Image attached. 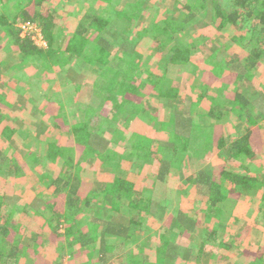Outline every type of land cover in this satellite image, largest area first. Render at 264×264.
Listing matches in <instances>:
<instances>
[{"label":"rangeland","instance_id":"1","mask_svg":"<svg viewBox=\"0 0 264 264\" xmlns=\"http://www.w3.org/2000/svg\"><path fill=\"white\" fill-rule=\"evenodd\" d=\"M6 1L7 0H0V14L4 12L3 4H5ZM212 1L213 0H210L209 3H212ZM217 1L222 2V4L225 2L224 0ZM43 3V7L55 17L56 27H58L56 30H59V33L63 32L62 37L61 34L58 35V38H61L60 41L57 42V45L62 48L64 47L65 41L63 38L65 36L67 37L68 30L73 28L74 18H76L78 10L85 7H98V10L100 9V11H102L101 13L104 17L112 18L113 27L109 30L111 36V38H109L112 42L115 41L116 45L120 43V48L117 50L119 56L121 53L124 54L123 52H130L132 48L135 52V60L133 59L135 63L133 64L131 62L130 66L126 64L129 60L126 59V57L128 58L127 55L122 58L124 59L123 61L119 60L120 57L117 58L115 56L117 59H115L116 61L113 65L116 70L121 71L122 75L125 73L127 76H131L128 83L133 81L132 85L134 86L143 84L144 78H146L150 72L158 73V76H164L166 78L167 83L165 84L167 86L174 87V85H178L179 96H177L176 99L185 98L183 97L186 96L184 90L186 89L185 86H188L189 91L192 89L191 86L194 81L188 69H191V65L193 68L198 69L196 62L208 57L210 52L212 53L210 57L214 62L212 67V69L215 70L212 71L214 74V82L218 83V81L225 76V74L219 75L222 71L228 73L227 76L230 78L233 76L237 77V74L225 69L224 61L228 54H232V56L235 55V57L242 55V47L249 38L251 41L253 39H257L258 41L264 40V32L258 35L252 34L250 30L253 26L249 23L240 22L237 26L228 25L225 30H218V21L214 15V8L208 3L205 7L206 16H202L204 14V9L200 8L202 6L201 0H44ZM129 5H132L131 9L127 7ZM187 5L198 8V11L193 10L195 24L186 30L185 35L181 33H171L168 27L165 26L164 21L172 19L175 24H179L187 15L185 9ZM123 9L127 11V15L132 20H137L131 23V21L125 18H119L114 15V12ZM8 14L13 16L16 13L13 11ZM250 20L252 21L253 18L250 17ZM21 23V21L16 20L12 24L13 28L17 29L18 25ZM153 26L155 28H153ZM142 28L149 31L153 30L158 36L153 32L147 34L143 33L141 35L140 32ZM257 30L256 32H258ZM232 38H234V40H232ZM118 39L121 40L119 41ZM177 41H180L181 44L187 46L190 50L194 49V46L189 44L191 42H193L195 47L206 49L204 52H198V54L193 55L194 59H190V62H188L189 65L185 76L182 74L185 68L181 70L180 68L175 69L174 67H168L166 58L164 57L166 54L170 53L171 47L175 45ZM44 43L47 46L46 41ZM45 44H42V41L39 42V45L43 46L42 49L46 47ZM57 45L56 47H58ZM115 47L117 46H114L113 49H115ZM113 53L115 52L113 51ZM217 62H219V64ZM260 66V70L256 73V81L254 83L257 86L262 82L263 76L260 74L262 64ZM37 71H42L44 74L42 76H37L35 73ZM13 73L16 74L15 78L17 80L21 79L18 84H8L7 86L2 84L5 80H9ZM57 73L54 67L47 69L42 63H32L24 60L18 51V47L13 44L6 29L2 26L0 27V100L2 103L0 104V119L2 120L0 125L8 122V125H11V129L8 130H13L18 133V137L21 139H15V137H13L12 140L0 139V148L4 154H12L10 156L12 160L19 162L20 165H24L23 168L26 169V171H23L22 175H19L18 178H22L23 175L30 178V180L25 179L27 181L26 183H16L13 186L5 187L3 190H1L0 187V194L21 195L22 202L29 200L31 196L35 194V191L39 189L34 185V183H36L34 174L47 173L50 177H56L60 174L67 175L68 172H70L72 176L80 180L82 188L94 189L100 179L104 176L106 177L107 174L115 172L114 167H105V165H103L101 168L97 159L92 157L90 153H81L82 151H80L79 148L77 149L70 144H68L66 148L67 165L63 162L62 164L61 161L54 164L51 162L48 163L46 156L43 154L40 155L39 150H42L47 141L53 139V134H50L51 121L45 119L43 122L39 123V118L37 119L32 113H30V115L26 113V109H32V107L38 106L39 103L35 104L38 101L44 106L48 104L51 106L60 105L65 112V124L69 123L68 125L74 124L82 119L85 120L86 115H88V107L94 110V113H99L101 120L100 118L94 117L93 122L103 121L102 124L105 131L103 130L104 132H102V130H100L98 134H104L105 138L110 140L109 146L111 148L115 147L114 149L121 148L120 142H124V140L128 138V134L123 135L126 131L129 132V134L136 131V133L143 134L153 139L156 131L163 128L161 125L158 127V124L169 119V117L181 110L180 106H175L174 103L165 99L167 88H164V85L162 86L164 90L159 92V88L145 84L140 88L138 93V89L129 92L132 98L138 95V100L144 101L145 105L143 106L147 109L144 113V118L142 120L140 116H136V122H130L126 130L122 125L112 119L114 113L112 111V105L108 104V101L102 99V94L98 93L99 91L94 94V85H92L94 72L91 69L87 66L85 67L80 61L74 60L64 75H58ZM62 86L64 88L69 87L74 89V91H76L75 96L73 98H66L62 92L57 94L56 91L58 89L61 90L60 88ZM230 87H232L231 83L228 88ZM213 89L218 92L217 88ZM31 112H33V110H31ZM145 122L146 124H144ZM1 130L3 129L0 126V132ZM160 130L164 135V131L162 129ZM226 130L227 133L231 134L236 129L233 130L232 127H227ZM115 158L116 159L110 164H116L119 153ZM214 163H218V160H214ZM125 168L129 171V178L133 182L138 185H143L142 189L145 191L144 195L150 196L152 194L158 199L163 198V194L161 195L160 193V188L152 186L144 169H141L140 173L137 174L139 170L135 169L134 166L128 164L126 166L125 164L124 170ZM250 171L245 174L248 176L251 174L254 177L251 183L252 188L244 191L241 189H234L232 193H228L230 196L228 195L229 198L225 202L215 207H208L200 198L196 199L195 196L191 197L189 192L187 193L188 195L184 197L185 201H180V197H177L170 204V206H172L175 201H178V206L183 214L187 215L197 224L196 231L193 234L187 233L188 238H181V240L184 239L183 242L185 245L189 244L193 255L201 242L202 232L200 231H202L203 228L207 227V230L213 232L214 236H216L215 240H210L208 242L211 248L214 247L215 249L212 248L213 250L211 251L206 250L204 256L201 255L196 260L191 259L189 262L179 263L264 264V185L262 184V177L264 176V154L260 155L252 164ZM40 188L42 189L41 191H44L45 187L40 185ZM82 188L78 189V193L83 195L85 193L82 191ZM179 188H181L180 185H178V189ZM182 189L185 190L184 188ZM244 192L248 193L247 196L243 195ZM240 193H242L243 196H238ZM49 194V191L43 192L42 198L44 199ZM15 199L16 198H12V200ZM166 206L168 207V205ZM16 207L18 211L20 210L23 213L27 211L23 205ZM37 210L42 211L39 210V208ZM96 214H100V217L103 219L109 216L107 210L102 211L101 209L97 212V209H95L94 214L92 212L91 216L84 213L83 221L93 218ZM124 218V215H115V218L111 220L122 222ZM148 218V220L146 218L142 220L143 224L150 227L151 231L161 228V224L157 221V218L154 216H148ZM90 222L92 223L90 226H94V221ZM133 236L138 242L143 240V237H140L136 230H134ZM167 236L175 242L178 241L173 235L168 234ZM108 241L109 244L110 242L113 244L118 242L115 240ZM219 244L221 246H219ZM128 247H130V245H127V248ZM94 255L95 254H93V256ZM183 255L180 256L183 257ZM89 256L90 254L80 255L79 258L70 261L66 258L65 264H87V259L88 262L91 261L90 264H100L97 260L92 261ZM223 257L226 258V260L222 262L221 260ZM149 260L151 262V258H149Z\"/></svg>","mask_w":264,"mask_h":264},{"label":"trees","instance_id":"2","mask_svg":"<svg viewBox=\"0 0 264 264\" xmlns=\"http://www.w3.org/2000/svg\"><path fill=\"white\" fill-rule=\"evenodd\" d=\"M201 1L202 6L200 8L204 9V14L202 16H206L205 7L210 0ZM224 1V4H222V2H218L217 0H213L212 3H209V5L211 4L214 8V15L218 21V30L222 31L225 30L228 25L237 26L238 23L243 22L252 24L253 28H251L250 31L254 35L264 32V0ZM43 2L44 0H7L6 3L3 4L4 12L0 14V27L2 26L6 29L13 41V44L18 47V51L24 60L32 63H42L47 69L54 67L55 71L58 72V75H64L74 60L80 61L85 67L87 66L94 72L92 83V85H94V94L99 91L98 93L102 94V99L108 101L107 103L112 105V111L114 112L112 119L122 125L125 129H127L129 121L136 116H140L141 119H143L146 111V107L141 105V100H138V95H136L135 98H132V95L129 94L130 91L138 89V93L142 86L149 84L153 87L159 88V92L164 90V88H168L166 92L167 97H174L176 90L174 87H169L165 84L167 81L164 76H158L157 74L151 72L146 78H144L143 84H139L140 86H134L132 85L133 81L128 83L131 76H127L125 73L122 75L121 71L116 70L113 65L116 61L115 59L120 57L119 60L123 61L124 59L122 58L127 55L128 58L126 57V59L129 60L126 64L130 66L131 62L133 64L135 63V52L132 48L130 52H123L124 54L120 52L121 54L119 56V52H117V50L120 48V43L116 45V42H112L110 39L111 36L109 30L113 27L112 18L104 17L101 13L102 11H100V9L98 10V7H85L78 10L76 18H74L73 28L68 30L67 37L65 36L63 38L65 41L64 47L62 48L57 45V42L60 41L63 32L59 33V30H56L58 27H56L55 17L43 7ZM127 7L131 9L132 5ZM185 9L187 15L179 24H175L172 19L164 21L165 26L168 27L171 33H181L182 35H185L186 30L195 24V20L193 19V10L198 11V8L187 5ZM7 11H14L16 14L10 16ZM114 15L119 18H125L131 21V23H134L137 20H132L127 15V11H125V9L114 12ZM250 17L253 18L252 21L250 20ZM16 20L21 22L29 21L36 23L42 30L47 47L42 49L33 45L27 38H20L18 30L13 28L12 25ZM153 28L155 27L153 26ZM256 30L258 32H256ZM152 32L153 30L149 31L142 28L140 34L142 35L143 33L147 34ZM60 34L61 37L58 38V35ZM155 35L158 36L156 33ZM263 42L264 40L259 42L257 39H253L251 41L249 38L244 45L246 50L249 52L247 57L243 59V61L234 57L229 59L228 64L230 65V68H234L238 71L236 77L238 84H241L244 78L251 77L249 70L262 55L260 52H256V45ZM189 44L195 47L193 42ZM56 45L58 47H56ZM114 46L117 47L113 49ZM113 51L115 53H113ZM115 56L117 58H115ZM189 57L190 49L181 44L180 41H177L175 45L171 47L170 53L167 54L168 63L172 67L186 64ZM35 73L37 76H42L44 74L42 71H37ZM245 74H247V77ZM163 85L164 88L162 89ZM246 87L247 89H244L245 91L243 94L235 91L233 93V97L225 103H221L220 106L214 102L216 101L215 95L206 92L204 89L205 94H207L206 96L212 101L209 116L212 118L222 117V114L220 113L226 111L234 113L237 117H241L244 112V108L247 105H253L254 103L259 106L260 115L264 117V96L261 98L258 93L251 91L249 86ZM60 89L62 91L58 89L56 91L57 94L62 92L66 98H73L75 96L76 91L72 88H64L62 86ZM238 89L239 88L237 87L236 90ZM249 97H251V99ZM0 104H2L1 100ZM32 110L33 115H37L41 119L50 120L51 128L59 130L62 129L65 132L68 130L71 136V141L74 143V146L82 151L81 153H90V155L96 158L99 163H102V165H110V163L114 160L116 151L109 146L110 140L106 139L104 134H98L100 130H102V132L105 131L102 124L103 121L93 122L94 117L100 118L101 120L99 113H94V110H91L88 107V115H86L85 120L82 119L81 121L71 124L69 127L65 128L64 124L66 116L60 105L50 108L39 103L38 106L32 107ZM178 125H180L186 132H190L191 130L190 123L188 122H178ZM2 129L0 139H10L14 131L8 130L11 129L9 127H4ZM127 141V145L124 147L126 150H124V153L120 156L115 168H121L122 163L125 161H141L144 164H148L151 162V159L156 157V154L160 150L159 145L155 146L152 144V139L149 140L144 135L139 133L133 132ZM187 143L188 139H184L179 135H172L171 140L167 141L165 146L174 154L175 157L176 155H179L178 148L182 147L181 151H186ZM217 147L218 149H223L225 157L230 159L237 160L240 157L248 159V165L246 166L248 167V171L250 164H252L254 159L257 157V151L253 145L249 143L247 135L245 134L234 138H223L221 136L217 140ZM2 156L3 153L0 151V163L4 161V164L6 165V168L4 169L9 168V170H11L7 172L8 176H15L16 174H21V172H23V167L19 164V162L12 161L9 158ZM45 156L50 161H54L56 158H61L65 165L68 164L67 149L63 148L56 142L48 143ZM182 157L183 156H181V158ZM156 165L158 167L156 170L153 169L152 174L155 175L156 179L160 182H165V178L168 174V168L172 164L169 165L168 163H163V161H158ZM248 171H246V173H249ZM220 175L225 181H227L228 184L240 189H249L251 181L254 178L251 174L248 176L245 172L235 174L229 170H221ZM38 180L40 183L42 182L46 190L52 191V196L57 197L61 194L64 195V201L62 204V206H64V211L62 213L55 211V206L58 207L59 203L55 199L45 201L47 202L45 204L51 205V207H49V211H51L52 218L48 221L51 237L54 242H59L60 246L62 245V242L65 244V242L69 240L67 245L70 248L75 245L74 247L79 249L80 253H84L89 246L90 249L87 250V253L90 254V259L92 261L97 260L100 264H110L113 261H115L116 264H146L142 249L143 246L147 244L150 245L149 248H153L155 256V262H153V264H164L167 260H173L177 256L183 254L184 259L191 258L194 260L195 256L198 258L197 254L193 255L189 244L185 245L183 242L184 239L181 240L179 244H176L174 240L170 239L165 234L155 235L154 240L152 237H149L144 245H137L133 239V235L129 233L131 230L130 226H136L139 228L140 223L138 216L140 213L146 212L149 215L154 216L160 211L162 212L163 209L154 201L141 196V193L135 190L134 184L124 177V173L119 172L118 175L112 174L108 181L101 182L102 185H100V187L89 191L83 202H81L82 200H80L77 195L78 189L81 186L80 180L72 176V173L70 172H68L67 175L60 174L53 179L50 178L47 173H42L38 174ZM192 183L193 185H196V187L200 189L202 194L205 196V201L208 206L215 207L217 203L223 201V196L220 194L219 186L211 181L209 176L198 173L196 177H194ZM124 194L130 196L128 202L130 226H123L111 222L109 219L101 218L92 219L95 223L94 226H91V229L87 231L84 230L81 225L87 229L92 223L81 222L80 215L78 216L80 211L81 214H83L84 209L85 212L91 216L92 210H94L96 206V203L93 204L94 201L100 203L99 207L101 209L106 208L110 212L117 211L112 205V202L117 201V204L122 203V197L127 196ZM81 203L82 205L80 209L79 206ZM1 206L2 203L0 199V213ZM172 216H170V218L172 217L173 221V236L176 238H188L187 233L190 234L194 232L196 222L179 212L174 213ZM7 220V217L3 218L0 216V236H2L0 239V263H6L11 260V258L14 257L15 251L18 250V244L14 245L12 242L7 240L8 229L10 228V223ZM16 227L17 226H15V228ZM98 229L101 230L98 233L99 235L96 237ZM200 232H202L201 242L199 243V251L201 252L202 246L210 240H215L216 236H214L213 232H209L207 227L203 228ZM112 237L122 239V243L115 246L107 245V238ZM132 241L133 243L135 242V247L127 250L126 246ZM94 243L99 244V250L96 252L97 254L95 253L93 256ZM70 253L74 256L79 252L76 251L73 253L71 251Z\"/></svg>","mask_w":264,"mask_h":264},{"label":"crops","instance_id":"3","mask_svg":"<svg viewBox=\"0 0 264 264\" xmlns=\"http://www.w3.org/2000/svg\"><path fill=\"white\" fill-rule=\"evenodd\" d=\"M232 40H234V38H232ZM263 47H264V42L256 45V49H257V50L255 49L256 52H260V54H262V55L260 56V59H258L255 62L254 66L249 70L251 77H249V78L247 77V74L249 72L247 74H245L247 78H244L243 82H241V84H238V80H237L236 76H233L230 78L229 76H227L228 73H225V71H222V73L219 74V75L225 74V76L222 77L218 81V83L214 82V76H213L214 74L212 71H215V70L212 69L214 62L210 57V55H212L211 52H210V55L208 57L203 58V59H201V61L199 60L196 62L198 69L193 68V66L191 65V69H188V70H190L189 74L192 75L191 78H193L194 82L191 86L192 89L190 88L191 89L190 91L188 89V86H185L186 89H184V90L186 92V96H183L185 98L182 97L183 99H176L177 96H179L178 85H176V86L174 85L175 90H176L174 97H167V94L165 93V97H166L165 99L174 103L175 106L176 105L180 106V108H181L180 112L173 114L171 117H169V119L158 124V127H159V125L163 126V128H160V129H162L164 131V133H165L164 135L161 132V130L158 129L156 131L155 135L153 136V139L145 136L149 140L152 139L153 145H155V146L159 145L160 146V150L156 154V157L151 159V162L148 164H144L141 161H139V162L125 161L122 163L121 168H115L116 164L105 165V167H114L115 172H112L111 174H107L106 177L104 176L102 179H100L95 188L100 187V185H102L101 182L108 181V179L110 178V176L112 174L118 175V173L121 172V173H124V177L127 180H129L130 182H132L134 184L135 190L140 192L141 196H143L144 198L149 199L151 201H154L155 203L159 204V206H161L163 209L162 212L160 211L159 213L154 215V217L158 219L157 221L160 222L161 228L158 230H155V231H151L150 227H147L145 224H143L142 219L146 218L148 220L149 219L148 216L152 217L151 215H149L146 212H142L138 216L139 223H140L139 228H137L136 226L134 227V226L129 225L130 217H129L128 202H129L130 196L127 194H124L127 196L122 197V200H121L122 203L117 204V201L112 202V205L114 206V208H116L115 210H117V211L110 212L108 209L102 208V211L107 210L109 212V214H108L109 216L105 219H109L111 222H114V223H117V224H120L123 226H130L131 227V230L129 232L130 234L134 235V230H136L137 233L139 234V236L143 237V240L138 242V240H136L133 236V239L137 243V245L141 244L138 246L144 245L146 243L147 238H149V237H152L154 240L155 235H158V234L173 235L172 234V226H173V221H172L173 216L172 215H174V213H176V212L183 214L182 210H180V207L178 206V201H175L174 204H172V206H170V204L177 197H180V199H179L180 201H185L184 197L187 196L188 195L187 193L189 192V195L191 197L195 196L196 199L200 198V200L204 201L205 205L208 206V204L205 201V196L202 194L200 189H198L196 187V185H193V183H192V181L194 180V177H196V175L198 173H202L203 175L209 176L210 180L219 186L220 194L223 196V201L217 203L215 206H217L218 204H220L222 202H225L229 198L228 197L229 192L232 193L234 191V189H240V188H236V187H233L232 185L228 184L227 181H225L222 178V176L220 175V172H221V170H229L235 174H241V172L246 173V171H248V169H247L248 167H246L248 165V161H247L248 159H244V158L240 157L237 160H235V159L233 160V159H230L228 157H225L223 149H218V147H217V140L219 137L222 136L223 138H228V137L234 138L236 136H241L242 134L247 135L249 143L252 144L253 147L255 148V150L257 151L256 152L257 157L254 159L253 163L257 160V158L260 157V155L264 154V117L260 115L259 106L254 104V103H253V105H247L244 108V112H243L241 117L240 116L237 117V115H235L232 112L223 111L222 113H220V114H222V117L212 118L209 116V111L212 107V104H211L212 101L209 99V97L206 96L207 94H205V92H204V89H205L206 92L214 94L215 99H216V101H214V102H216L218 106H220L221 103H225L227 100L231 99L233 97V93L235 91L243 94L244 91L247 89L246 86H249V88H251V91L258 93V95H260V97L263 98L262 97V96H264V70H263V68H264V64H263L264 63V48ZM204 50H206V49L201 48V47H194V49L190 50V57H189L188 62H190V59L191 60L194 59L193 55L198 54V52H204ZM242 50H243L242 55H238L235 57V55L232 56V54H228L226 56V60L224 61L225 69H228L231 72L238 74L237 70H235L234 68L233 69L230 68L228 61L231 57H234V58L239 59L240 61H243V59H245L247 57L249 52L246 50L244 45L242 47ZM228 53H232V52H228ZM165 58H166L167 66L172 67L168 63L167 54H166ZM188 62L184 65L174 66V68L175 69L180 68L181 70H183L185 68L182 71V74L185 76V74H187V67L189 65ZM217 63L219 64V62H217ZM260 63L262 64V68H261L262 70H261L260 74L263 76H262V82L259 83V86H257L254 83L256 81V73L260 70V67H261ZM231 72H229V73H231ZM152 73L159 75L158 73H155V72H152ZM15 77H16V74L13 73V75L10 77V79L5 80L4 82L2 81L3 82L2 84H5L6 86L8 84H10V85H15V83L18 84V82L21 79L17 80ZM0 78H1V75H0ZM214 83H216V84H214ZM230 83L232 84V87L228 88ZM237 87L239 88L238 90H236ZM213 88H217L218 92L214 91ZM19 90L21 91L20 88H19ZM177 90H178V92H177ZM249 98L251 99V97H249ZM141 102H142L141 103L142 106L145 105L144 101H141ZM37 103H40V102L38 101L35 104H37ZM54 106H56V105H54ZM47 107L52 108L53 106L48 104ZM143 107H145V106H143ZM4 108H5V106H4ZM31 110H32L31 108L26 109V113H28V115H30V113L33 114V112H31ZM34 116L37 119L39 118V116H37V115H34ZM3 118H4V116H3ZM38 120H39V123H41L45 119L39 118ZM136 120H135V118H133L131 121H129L128 124L130 125V122H132V121L136 122ZM1 122H2V120H1ZM178 122L190 123V129H191L190 132H186L184 129H182L181 126L178 125ZM68 124L69 123L64 124L65 128L70 126ZM144 124H146V122ZM129 125H128V127H129ZM0 126L2 128H4L7 126L10 127L11 125L10 124L8 125V122H6L5 124L2 123ZM128 127H127V129H128ZM227 127H232L233 130L234 129H236V130H234L231 134H229V133H227V130H226ZM133 132L136 133V131H133ZM133 132H131L129 134V132L126 131L123 133V135L128 134L130 136ZM50 134H53V136H52L53 139L47 141L45 143L44 147L42 148V150H39L40 155L43 154L45 156V151H46L47 145L50 142H53V143L56 142L60 146H62L63 148H67L68 144H70L71 146H74V143L71 141V136H70L68 130H67V132H65L62 129L59 130L56 128H51ZM172 135H179V136L183 137L184 139H188L186 151L185 150L181 151L182 147L178 148L179 155H176L175 157H174V154L169 149H167V147L165 146L166 142L171 140ZM129 136H128V138H129ZM164 136H166V137H164ZM13 137H15V139H17V138L20 139L18 137V133H16L15 131L12 134V136L10 137V140H12ZM128 138H126L124 140V142H120L121 148H118L120 150L115 149L116 153L114 155V160L116 159L115 158L116 155L119 153V158L117 159V162L119 161L120 156L124 153V150H126L124 147L127 145ZM74 147L77 148L76 146H74ZM114 148L115 147H112V149H114ZM77 149H76V151H77ZM0 151L2 152L1 148H0ZM11 155L12 154H4L3 153V156L6 158H9L10 160H12L10 158ZM177 156H179V157H177ZM181 156H183V157L181 158ZM172 160H173V162H172ZM214 160H218V163H214ZM12 161H14V160H12ZM59 161H61V163L62 162L64 163V161L61 158H56L54 161L48 160V163L51 162L54 164V163L59 162ZM158 161H163V163H168L169 165L172 164L168 168V172H167L168 174L165 178V182H160L159 180L156 179L155 175L152 174L153 169L156 170V168L158 167L156 165L158 163ZM125 164H126V166H127V164L132 165L135 167V169H138L139 171L137 172V174L140 173L141 169H144L146 172V175L148 177V180L151 181V183H152V186H157L158 188H160V193H161V195L163 194V198L158 199V198H156L155 195H152V194L150 196L144 195L145 191H143V189H142L143 185H138L137 183L133 182L129 178V175H130L129 171L126 168L124 170ZM252 164L249 166V171L252 167ZM99 165L101 168L103 167L102 163H99ZM5 166L6 165L4 164V161L0 163V187H1V190H3L7 186H13L16 183H21V182L26 183L27 181L25 179L30 180V178L25 177V175H23V177L20 179L18 178L19 175H22L23 172H21V174L20 173L16 174L15 176L14 175L8 176L7 172L11 171V170H9V168L4 169V168H6ZM21 166L23 167L24 165H21ZM242 169H243V171H242ZM22 170L26 171V169H24V168H22ZM204 170H206V171H204ZM49 177H50V175H49ZM34 178L36 181V183H34V185L36 186V188L38 187L39 189L36 190L35 194H33L31 196V198L27 201L22 202L21 201V199H22L21 195L15 196L13 194H6V195L0 194V199H1V203H2L0 216L3 218L7 217L8 218L7 221H9V223H10L9 224L10 228L8 229L7 240L9 242H12L14 245L18 244V250L15 251L14 257H12L11 260H9L8 262L5 261L6 263H0V264H56V262L60 263V264H65L66 258H68V261H70V260H75V259L79 258L80 255L88 254L87 250L90 249L89 246L87 247V249L84 253H80V250L76 249V247H74L75 245L72 246L71 248L67 245V242L69 240H67L65 242V244H63V242H62L61 246H60L59 242L56 243V241L54 242L52 240L51 231H50V228L48 227L49 226L48 221L52 218L51 211H49V207H51V205L45 204V203H47L45 201H50V200L55 199L57 202H59L58 207L55 206V211L58 213H62L64 211V206H62L63 201H64V195L61 194V195H58L57 197L52 196V194H51L52 191L46 190L45 188H44V191H41L42 189L40 188V185L43 186V184H42V182L41 183L39 182L38 174H34ZM50 178L53 179L55 177H50ZM262 178H263L262 184L264 185V183H263L264 176ZM252 182L253 181H251V183ZM178 185H180L181 188L178 189ZM80 188H82V187L80 186ZM182 188H184L185 190H183ZM250 188H252L251 184H250ZM249 189H241V190L244 191V190H249ZM91 190H93V189L83 187L82 191L85 194L82 195V194H79L77 192L79 199L82 200L81 202H83V200L87 196L88 192ZM47 191H49L50 194L47 195L43 199L42 193L47 192ZM38 194H39V198H38ZM247 194H248L247 192H244L243 195L247 196ZM243 195H242V193L238 194V196H240V197ZM12 198H16V199L12 200ZM91 201H93V200H91ZM95 203H96L95 209H97V212H98L101 210V208L99 207L100 203L94 201L93 204H95ZM19 205H23V207L25 209H27V211L24 213L21 212L20 210L18 211L16 206L19 207ZM39 205H42V206H39ZM81 205H82V203L79 206L80 209H81ZM166 205H168V207ZM208 207H212V206H208ZM38 208H39V210H42V211H38L37 210ZM95 209L92 210L93 214H94ZM37 212H39L41 214H39ZM84 213L88 214L87 212H85L84 209H83V214H81V211L78 214V216L80 215L81 222L89 223L90 221H92V219L94 220V219H100L101 218L100 214H97L96 216H93V218H90L87 221H83ZM22 214H23V216H22ZM36 214H39V215H36ZM115 215H117V216H123L124 215L125 218L122 222H116V221L111 220V219L115 218ZM183 215H185V214H183ZM170 216H172V217L170 218ZM185 216H187V215H185ZM253 218H255V217H253ZM15 226H17V227L15 228ZM81 226L84 228L85 231L91 229V226L89 228H87V230L83 225H81ZM195 229H196V226L194 227V232L196 231ZM100 230L101 229H98L96 237L99 235L98 233L100 232ZM194 232H192V234ZM1 238H2V236H0V239ZM108 240H115L118 242L114 243V244L110 242V244H109ZM177 240L178 241L175 243L179 244L181 241V238H177ZM135 242L134 243H133V241L129 242L128 245H130V247L127 248V246H126V249L127 250L133 249L136 245ZM120 243H122V239H117V238L112 237V238H107V240H106V244L109 246L119 245ZM149 246H150L149 244L143 246L142 251H143V255H144V261L146 264H153V262H155V256H154L153 248H151V247L149 248ZM219 246H221V245L219 244ZM212 248L215 249L214 247H212ZM212 248L209 245V243L207 242L202 246L201 252L199 251V246H198L196 248V252H194V255L197 254L198 257H200L201 255L204 256L206 250L211 251V250H213ZM93 250H94V254L96 252H98L99 244L94 243ZM71 251L73 253L78 251L79 253L72 256V254L70 253ZM149 258H151V262H150ZM196 259H197V257L195 256V260ZM190 260H191V258L190 259L189 258L184 259L181 256H177L173 260H167L166 262H164V264H172V263L173 264H181L179 262H189ZM224 260H226V258L223 257L221 261L223 262ZM86 262H87V264H90L91 261L88 262V259H87ZM114 262L115 261L111 262L110 264H114ZM170 262H172V263H170ZM115 264H116V262H115ZM252 264H255V263H252Z\"/></svg>","mask_w":264,"mask_h":264},{"label":"built area","instance_id":"4","mask_svg":"<svg viewBox=\"0 0 264 264\" xmlns=\"http://www.w3.org/2000/svg\"><path fill=\"white\" fill-rule=\"evenodd\" d=\"M17 29L18 32L20 33L19 34L20 38H27L32 42L33 45L39 48H43V46L39 45V42L42 41V44H45L44 36L42 30L36 23H32L29 21L22 22L21 24L18 25Z\"/></svg>","mask_w":264,"mask_h":264}]
</instances>
